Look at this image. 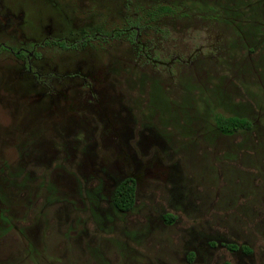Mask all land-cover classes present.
<instances>
[{"label":"rangeland","instance_id":"rangeland-1","mask_svg":"<svg viewBox=\"0 0 264 264\" xmlns=\"http://www.w3.org/2000/svg\"><path fill=\"white\" fill-rule=\"evenodd\" d=\"M0 264H264V0H0Z\"/></svg>","mask_w":264,"mask_h":264},{"label":"trees","instance_id":"trees-1","mask_svg":"<svg viewBox=\"0 0 264 264\" xmlns=\"http://www.w3.org/2000/svg\"><path fill=\"white\" fill-rule=\"evenodd\" d=\"M58 45L67 46L66 41L58 40ZM216 125L222 134L231 136L242 130H250L252 124L249 120L238 117H223L217 116L215 119Z\"/></svg>","mask_w":264,"mask_h":264},{"label":"flooded vegetation","instance_id":"flooded-vegetation-1","mask_svg":"<svg viewBox=\"0 0 264 264\" xmlns=\"http://www.w3.org/2000/svg\"><path fill=\"white\" fill-rule=\"evenodd\" d=\"M54 43H56L58 45V40L57 41H54ZM17 54L20 56L21 55V52L19 51V52H17ZM24 56H26L29 59L30 54L29 53L26 54V52H24Z\"/></svg>","mask_w":264,"mask_h":264}]
</instances>
